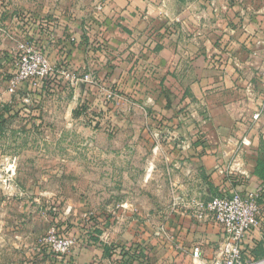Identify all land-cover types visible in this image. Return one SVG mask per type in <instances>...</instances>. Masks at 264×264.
Returning <instances> with one entry per match:
<instances>
[{
    "label": "crops",
    "instance_id": "1",
    "mask_svg": "<svg viewBox=\"0 0 264 264\" xmlns=\"http://www.w3.org/2000/svg\"><path fill=\"white\" fill-rule=\"evenodd\" d=\"M107 10L90 15L89 0H0V48L29 40L50 58L59 50L77 64L76 58L86 59L87 51L99 54L104 43L107 48L103 49L109 50L108 64L114 66L109 76L123 90L133 82V100L144 98L145 106L159 97L163 113L190 109L198 137L197 142H190L188 164L180 162L182 175L176 186L184 195L193 196L197 191L195 196L203 199L259 192L260 224L245 235L242 252L246 260L264 258V0H113ZM158 21L160 26L174 24L176 32L167 29L161 34L160 29L157 41L147 37ZM90 35H95L97 46H91ZM51 91L34 88L33 94H26L41 101L43 118L50 100L54 107L58 105L56 90ZM168 92L178 98L180 108L171 105ZM76 96L72 97L71 113L79 100ZM131 99L126 98L124 108L148 115ZM50 112L59 116L55 109ZM254 114L257 119L252 118ZM37 121L41 123V118ZM95 218L107 224L99 242L89 239L95 233L89 228L91 217H86V235L79 236L65 257L68 264H120L109 258L106 247L124 243H133L137 252L151 260L142 246L147 242L145 235L112 233L108 216ZM163 223L171 240L158 239L160 262L156 264H194L191 252L195 247L206 258L218 253L223 234L216 224L177 213H170ZM22 230L17 231L14 242L15 248L23 250L18 264H52L40 244L42 235L34 236L32 231L31 237L25 236ZM10 250L9 246L4 249L8 259Z\"/></svg>",
    "mask_w": 264,
    "mask_h": 264
},
{
    "label": "rangeland",
    "instance_id": "2",
    "mask_svg": "<svg viewBox=\"0 0 264 264\" xmlns=\"http://www.w3.org/2000/svg\"><path fill=\"white\" fill-rule=\"evenodd\" d=\"M94 2L89 0L92 16L96 11ZM110 5L105 7L106 11ZM160 23H155L154 33L146 36L157 41L156 32L160 29L161 34L167 29L177 30L174 24L160 26ZM89 37L94 41L91 46H97L95 35ZM32 43L20 39L13 47L0 48L3 59L0 63V264L20 263L23 250L15 248L14 243L20 229L30 237L32 231L34 236H43L55 229L59 234L78 239L88 229L83 220L95 216H108L112 233L145 235L147 242L142 246L151 254L149 264L159 263L160 237L154 231L172 212L171 200L176 192L183 191L177 188L182 175L180 162L188 164L190 142L198 137V131L194 130L198 126H194L190 109L182 112L184 108L178 98L168 92L171 105L181 108L163 113L159 97L145 106L144 98L133 100V82L129 81L123 90L113 81V76L105 80L104 73L114 66L108 64L109 50L103 49L107 47L101 43L104 46L99 47V54L87 51L86 59L76 58L77 64L59 50H55L52 58L45 52L50 66L63 72L68 84L54 88L58 105L54 107L50 100L43 118L38 98L22 100L23 96L33 94L34 88L43 90L42 81L37 80L36 84L34 79H29L13 92L9 91L21 45ZM89 73L100 87L87 85L84 91L86 82L81 79ZM142 89L146 90L144 86ZM124 91L148 115L124 108V103H128ZM108 93L112 96L106 99ZM76 94L75 100H79L75 111L80 117L71 113L72 97ZM52 109L59 111V116L52 114ZM39 118L41 123L37 121ZM114 210L119 220L116 214L112 215ZM6 246L12 250L9 259L4 255Z\"/></svg>",
    "mask_w": 264,
    "mask_h": 264
},
{
    "label": "built area",
    "instance_id": "3",
    "mask_svg": "<svg viewBox=\"0 0 264 264\" xmlns=\"http://www.w3.org/2000/svg\"><path fill=\"white\" fill-rule=\"evenodd\" d=\"M107 1L96 0L95 10L98 13L104 11ZM70 40L74 41V38L71 37ZM21 47L22 52L15 63V75L9 81V91L13 92L21 82L29 79H34V83L37 84V80L42 81L51 72H56L68 83V78L63 72L60 73L50 66L45 52L38 46L28 44L21 45ZM81 80L90 87H100L96 79L91 76V73L84 75ZM100 90H103V88L101 87ZM111 96L112 93H108L105 98L108 99ZM29 100L26 97L23 101L28 102ZM252 118L257 119V114H254ZM259 199V192L248 194L232 192L230 194L214 195L208 199L176 192L171 200V213L188 215L197 222H212L221 229L223 234L219 251L212 258L203 257L202 251L198 247L192 249V258L196 264H264V258L246 260L242 252V242L245 235L260 224L262 211L258 202ZM154 235L165 240H171L167 226L163 222L154 231ZM76 243V237L71 235L62 236L55 229L50 230L40 238V244L45 247L53 260L52 264H68L65 257Z\"/></svg>",
    "mask_w": 264,
    "mask_h": 264
},
{
    "label": "trees",
    "instance_id": "4",
    "mask_svg": "<svg viewBox=\"0 0 264 264\" xmlns=\"http://www.w3.org/2000/svg\"><path fill=\"white\" fill-rule=\"evenodd\" d=\"M112 1L108 0L106 2V6L107 4L109 5ZM111 74H113V69H110V71L104 73L103 75L104 79L106 80L107 78H110L111 76L109 75ZM65 83L66 82L62 79V77L59 76L56 72H51L45 78L42 79L41 87L45 91H50L54 88H60L64 86ZM87 87H88L87 85L86 86L84 85L83 90L86 91ZM124 94L127 98H132V96L130 94H126L125 91ZM195 142H197V138L195 139ZM256 173L259 174V163H258V168H256ZM88 224L95 233V235H91L89 239L97 244L99 242L98 236L102 234L107 224H105L102 221L98 222L95 217L94 219L92 218V220H89ZM61 235L69 236V234H61ZM138 246L139 245L137 244L136 247ZM106 252L110 259L116 258V260L119 261L120 264H149L147 256L141 252H137V249L133 246V243L111 244L109 248L106 247Z\"/></svg>",
    "mask_w": 264,
    "mask_h": 264
}]
</instances>
